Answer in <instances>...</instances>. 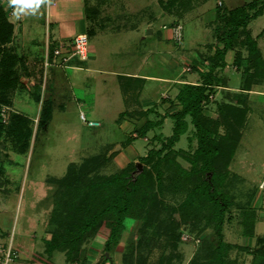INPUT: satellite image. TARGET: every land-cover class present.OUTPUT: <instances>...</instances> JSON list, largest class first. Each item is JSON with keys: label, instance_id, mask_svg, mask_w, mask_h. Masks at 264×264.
<instances>
[{"label": "rangeland", "instance_id": "obj_1", "mask_svg": "<svg viewBox=\"0 0 264 264\" xmlns=\"http://www.w3.org/2000/svg\"><path fill=\"white\" fill-rule=\"evenodd\" d=\"M12 1L11 8L14 5V0ZM57 1L58 8L64 11L62 18H73V9L66 8L72 7L73 4H67L69 0ZM158 1L117 0L118 5L114 6L115 9L110 10L108 6L105 7L104 10H109L103 12V17L117 14L118 10L120 14L128 12L130 13L128 20L139 24L140 29L139 31H99L100 33L96 35L91 31L89 42L96 44L99 54L103 53V50L107 55H113L110 51L121 53L114 54V58L106 62L112 63L114 68L125 69L122 60L128 59L126 55L128 53L135 56L142 53L152 54V58L146 59L143 71L169 76L172 82L149 80L145 85L147 90L140 93L139 100L145 104V107H154L153 104L161 103L164 105L161 107L162 112L166 111L168 106L174 112L179 105L171 106L168 102H162L161 92L166 90L163 93L164 97L168 95L175 98L184 83L201 81V72L207 71L210 65L209 56L218 46L223 45L217 41L215 35L216 5L233 9L253 0L194 2L196 6L187 10L179 19L183 26V40L179 43L173 40L170 27L167 31L162 29L164 23L171 25L174 15L161 12ZM120 7L126 10L121 11ZM30 8L35 11L32 15L34 19L28 18L27 13L24 24L27 27L29 25V29L27 27L26 29L33 38L32 41L27 40L28 54L32 55H24L27 60L26 68L20 61L15 60L18 83L9 91L10 103L8 102L7 105L10 107L7 108L4 102H0V107L6 108L7 116L0 122L4 126H0L2 127V132L0 131V264H219L217 206L205 199H190L196 201L199 211L188 208L189 221H183L181 212L169 208L175 205L177 211L189 202L185 200L188 188H183V182L176 186L177 177L182 176V167L191 169L193 154L197 147L196 138L192 137L194 128L189 118L187 131L180 136L173 148L162 152L164 185L158 195L164 201L165 208L156 216H150L151 212L147 210L149 208L134 209L133 214L126 218L118 239L109 248L106 244L115 215L100 216L99 224L89 230L87 234L89 237L79 245L71 247L72 243L68 241L69 230L76 229L74 227L80 225L82 220L78 219L81 218L80 215L92 216L94 206L88 207L85 211L83 208L78 211L75 209L78 198L71 195L69 189L60 188L61 191L58 193L57 182L72 176L69 166L74 164L73 166L78 168L86 157L109 156L97 171L87 169L86 173L80 174L79 184L74 190L78 189L79 185L88 188L89 183L124 167L134 165L133 174L138 173L144 169L140 157L151 147H161V141L173 132L174 120L171 117L167 118L160 127L149 130L146 136L136 137L134 127L145 120L143 117L139 118L136 113L141 106L136 104V109L133 110L135 101L123 98L126 96L116 75L87 69L77 70L73 62L59 66L61 58L55 60L57 65L45 66L46 38L49 36L47 52L50 62L53 60L51 55L54 45L58 41L53 37L58 36V29L56 26L50 31L46 29L47 9L44 0H37ZM54 9L55 7L52 10ZM9 14H11L10 10ZM151 14L157 15V19L145 26V21L151 20L149 17ZM17 19L21 22L20 16ZM117 19V23H120V18ZM74 27L71 33L76 30ZM248 27L251 32L259 30L258 32L263 34L264 15L254 19ZM148 28H153V32L148 33ZM158 31L170 32L172 39L168 42L162 40V36L157 35ZM254 37L260 38V35L254 34ZM259 42L264 54V39L260 38ZM199 45L198 55L191 57L189 50ZM168 48H171L170 54L181 58L177 62L178 68L169 70L170 73L167 70L171 66L164 67L154 60L156 51L163 52ZM234 51L225 55L226 66L216 70L223 78L222 84L215 87L210 95V103L203 106V112L213 120H217L213 127L217 129L216 137L221 146L232 145L233 140L235 142L238 140L232 147L235 148V153L224 155L225 160L219 157L214 165V171H199V173L194 169L193 171L201 178L207 175L209 178L214 176L219 191H224L230 197L231 203L236 202L231 206V213L225 215L222 226L223 238L226 242L223 248L225 264H264V93L257 91L261 88L264 90V83H256L257 80L247 77L248 75L252 78V73H257L258 77L263 76L264 70L263 67L255 70L254 65L252 66L253 61L249 60L243 49L241 56L243 62L240 63V68L236 65L238 55ZM183 56L187 58L183 60ZM43 60L46 69L43 68ZM78 61L75 59V62ZM85 61L78 63L84 68L100 67V57L95 65L94 61ZM194 63L197 64L195 68L192 66ZM246 66L249 71L247 73ZM183 67L185 68L182 69ZM28 72L32 75H27ZM39 81L42 91L45 86L48 89L47 93H44L46 99L50 97V101L54 102L45 125L39 123L42 99L37 101L33 92L35 84ZM143 99L149 100L143 102ZM126 109L130 115L121 126L122 134L117 121L122 119L120 114ZM82 110L90 119L82 120L79 116ZM225 110L230 111L233 118L230 116L224 121ZM242 111H246L247 114L246 120L240 125V122L236 121ZM14 113L33 120L30 124L32 136L29 139L26 136L24 142L23 137L18 140L15 136L6 133L8 127L16 128L18 118L12 116ZM150 117L156 118L155 115ZM14 118H16L15 123L12 122ZM234 118L236 121H231ZM89 121L96 123L89 124ZM22 122L20 121L19 125H23L25 121ZM13 123L15 127L12 126ZM238 134L241 136L239 137ZM158 135L160 139H156ZM128 137L136 139L127 141ZM24 145V150L17 149ZM223 148L220 147L221 153H224ZM113 153L114 155L111 156ZM192 181L190 180V189ZM94 198L100 199L98 194H95ZM49 246H59V248L56 247L57 249L50 253ZM68 248L75 252L72 254L67 250ZM70 253L74 258L80 256V260L71 258Z\"/></svg>", "mask_w": 264, "mask_h": 264}, {"label": "trees", "instance_id": "obj_2", "mask_svg": "<svg viewBox=\"0 0 264 264\" xmlns=\"http://www.w3.org/2000/svg\"><path fill=\"white\" fill-rule=\"evenodd\" d=\"M1 2L2 0H0V43H3L12 37L13 31L12 25L9 24L7 20L6 11L4 10ZM161 2L164 9L174 12L178 18H181V16H183V14L194 5L193 0H161ZM215 8V35L217 41L223 45L221 47L218 46L215 49V52L209 56L210 65L207 71L201 72L202 80L198 83H184L179 89L176 97L170 101V104L179 105L178 109L168 115L174 120L172 128L173 132L169 137L161 141V147H151L145 155L140 157V160L144 165V169L133 174V170L135 168L134 165L128 166L126 168L124 167L112 174H109L108 176L101 177L100 180H95L89 183V185L87 184L88 188H85L83 185L82 187L79 185L78 189L74 190V187L79 184L80 174L86 173L87 171L85 172V170L87 169L97 171L107 161V158H109L107 155H104V158H101L102 155H95L92 157H86L85 161L79 165L78 168L74 167V164H71L69 168H71L70 172L72 176H68L66 179L57 182L58 193L61 191L59 190L60 188H67L70 190L71 195H74L76 198H78V201L75 204L76 210L79 211L83 208L85 211L88 209V207L91 208L94 206V213L92 216L82 217L80 215L81 218H78L82 219L80 220V225H76L74 227L76 229L69 230L70 235L68 241L72 243L71 247L79 245L84 239L89 237L87 235L89 230L93 229L94 226L99 224V218H101L100 216L115 215V221L113 220V225H111L109 239L106 244L109 248L110 245H113V242L118 239L119 233L124 228L126 218H129L133 214L132 212L134 209L140 208L141 210H144L145 208H149L147 210L151 212L150 216H156L157 213H160L165 208L164 201L161 200L158 195L161 191L160 189L164 185L162 178V152L163 150L173 148L175 143L179 141L180 136L187 131L189 118L194 128V134L192 137L196 138L197 147L195 149V153L193 154L194 159L191 162V169L188 170L187 168L182 167V176H178L176 180V186L180 182H183V188H188L185 200H189V202L178 209L179 211H176V208L174 207L175 205H172L169 208L172 211L181 212L183 214L181 215L183 221H189L190 208L199 211L198 207H196V201H191L190 199H205L208 202L216 205V211L218 213V262L219 264H225L223 248L226 242L223 238L222 226L225 215H229L231 213V206H234L236 202L231 203L230 197L224 191H219V188L217 187L214 180V176L209 178L207 175L201 178L197 176L196 173H199V171H214V165L218 162L219 157L221 160H225L224 155H228L227 153H235V148L232 149V147L237 144L238 140L236 142L233 140L232 145L228 144V146L231 148H228V146L224 145L221 146L219 143L220 141L216 137L217 129H214L213 127L217 120H213L211 117H208L206 114H204L203 106L210 103L211 93L214 92L217 85L222 84L223 78L221 75L217 74L216 70L226 66L225 55L228 50H235L236 55H238L236 59V65L240 66V68L242 64L241 62H243L241 57L243 55V49L246 52V55H248L249 60L253 61L252 66L254 65L255 70H258V67H263L264 70V56L262 55L258 43L252 36L248 27L252 20L258 18L264 13V0H253L233 9H227L226 7H221L219 5H216ZM51 56L53 57V55ZM9 57L11 58L12 56L10 55ZM15 60L20 61L21 65H24L26 68V59L24 55L15 56ZM5 61H8V58L4 57L3 62H1L3 67L0 71V102L7 104L8 102L10 103V98L8 96L9 91L11 88H15L17 86L18 71L17 68L14 70H9L7 67H5L9 63L8 61L6 64ZM248 66L245 67L247 70L246 73L249 72L247 68ZM251 75L253 76L252 78L248 75L247 77L251 80H257L255 81L256 83L262 82L264 80V75L260 76L258 74L260 77L257 76V73H252ZM14 83H16L15 86H10ZM41 89L42 85L41 81H39L37 84H35V90L33 92L35 93L37 101H41L42 99L40 119H38L41 125H45L49 120L48 114L50 108L52 109L54 102L50 101V97L46 99V95L44 96V93H47L48 91L47 87H44V91ZM220 106H218V108ZM221 110L222 109L220 108V111ZM151 111L152 110H141L137 112L139 118L145 116V120L140 125L138 124L134 127L137 135L136 137L146 136L149 130L157 128L163 124L164 115H162V117L159 119L151 118L149 115ZM226 111L228 110H225L224 118L222 117L224 121L227 120V117L232 115L230 111H228L226 114ZM246 114V111H242L237 121L236 118L232 119L231 121H236L237 123L240 122L241 125V122L246 120ZM123 115L127 116L130 115V113L124 111L120 114V116L124 118ZM12 116L18 118L16 128L8 127L9 129L6 133L15 136L18 140L23 137V142L26 136L28 139L31 138L32 133L30 124L33 122V120L29 117L25 118L22 116V114L18 113H14ZM16 118H14L15 120H12V122L15 123ZM231 118L233 117L231 116ZM27 120L28 125H26ZM20 121L25 122L23 125H19ZM10 122L8 123L9 125ZM14 123L12 125L13 127H15ZM0 126L3 125L0 124ZM1 128L2 127H0V131ZM239 135L240 134H238V136ZM192 137H190V139H192ZM157 138L160 139V136L158 135L156 139ZM134 139L136 138L128 137L127 141H132ZM220 147H224V150H222L224 153H221ZM24 148L25 145L17 147V149L21 151L24 150ZM113 155L114 153L111 154V156ZM147 165H149V167H147ZM193 169L197 172L193 171ZM190 180H193L191 189L189 187ZM95 194H98L100 199L97 200V198H94ZM141 200H144V202H141ZM146 201L149 203H146ZM102 203L104 205H101ZM188 208L189 210H187ZM176 236L179 237L177 233ZM260 239H263V237H260ZM49 244H51V242H49ZM65 245L66 241L64 242V247ZM56 247L59 248V246ZM56 247L49 246L48 250L51 253L53 250L57 249ZM67 250L72 252L71 248H68ZM74 252L75 251H73L72 254ZM70 256L71 258H74L72 257L71 253ZM67 257L69 258L68 254ZM75 257L76 258L74 259L80 260V256Z\"/></svg>", "mask_w": 264, "mask_h": 264}, {"label": "crops", "instance_id": "obj_3", "mask_svg": "<svg viewBox=\"0 0 264 264\" xmlns=\"http://www.w3.org/2000/svg\"><path fill=\"white\" fill-rule=\"evenodd\" d=\"M14 1H16V0H14ZM36 1L30 2L27 5L23 6V8H21V11H19L20 13L17 12V13H15V15H11V14H9V10H10L11 3L13 1L12 0H2L1 4H2L4 10L6 11V16H7V20L9 22V24L12 25L13 33H12V37L8 41L0 43V71H1V68L3 67L1 62H3L4 57L8 58V61H9L7 68L9 70H14V69H16L15 56L32 55V54H28V48H27L28 47L27 46L28 41L27 40L32 41L33 38H31L29 36L30 33L26 29L27 25L24 24V20H25L24 17L28 13V18H33L32 15L35 11L33 12L32 8H30V6L32 3L36 2ZM53 1H54V4L51 6V9H49V12H47V10H46L45 23H46L47 27H49V28L46 27V29H49V31L54 26H56V28L58 29V36H56L54 34L56 37L55 36L53 37L56 40H58L56 45H54V48L57 45H59L60 43H64L67 45L68 43H66V42L71 41L75 37V35H77L78 33H81V32H85L88 35V39H89V35H90L89 33L91 31H92V33H95V35H96V34L100 33L99 31H104V32H118L119 30H121V31L122 30H128V31L137 30V31H139V29H140L139 24H136V23L132 22L131 20H128L129 19L128 16L130 15V13L128 14V12H125V14H126L125 15V14L118 13L119 12V10H118L117 14H112V15H109L107 17H105L106 16L105 15L103 17L104 11H108L109 9L111 10V8L115 9L114 6L118 5L117 0H69L67 2V4H70V5L73 4V6L72 7L69 6L66 8L68 10L70 8L73 9L72 10V16L76 17V19H73L74 17L71 19H68L64 16H63L64 18H62L64 11H62L58 8V1L57 0H53ZM197 1H199V0H193V4H194V2H197ZM158 2H159L158 4L160 6L161 12H163L164 14L170 13V14L174 15V19L170 22L171 25L164 23L162 25V29H165L167 31L168 28L170 27L172 35H173V40H175L177 43H179L181 40H183V26L180 23V20H179L180 18H178L174 12H170V11L164 9L162 6L161 0H159ZM107 6L109 9L104 10L105 7H107ZM195 6L196 5H193V8ZM54 7H55V9L52 10ZM124 7H120V10L121 11L126 10ZM45 8H46V6H45ZM59 10L61 11V14H60ZM214 11H216V8H214ZM75 12H76V14H75ZM114 15L117 17L115 18ZM262 15H264V13ZM15 16L17 18L20 16L21 22H18V19ZM156 16L157 15L151 14L149 16L151 18V20H149L147 22L145 21L146 24H144V25L145 26L150 25L155 19H157ZM117 18H120V20H121L120 23H117V21H118ZM177 24H180V26H181L180 31L182 33L179 38H177L175 36L174 30H173V27ZM209 24H210V22H209ZM73 26H75L74 29H76V30L73 33H71ZM27 28L29 29V25ZM166 31H164V32L158 31L157 35L162 36L161 39L166 40L168 42L172 38L170 36V32H166ZM258 31L259 30H257V32L252 31L251 32L252 36L254 37V34H256V36L260 35V38L264 39L263 38L264 32L262 34V33H259ZM147 32L152 33L153 28H148ZM260 38L254 37V39H256V41L258 40V42H257L258 46L262 52V55L264 56L262 48L260 47L261 46V43L259 42ZM65 40H68V41H65ZM45 42H46V50H47V43L49 45V36H47ZM88 46H89V50H88L89 54H88V58L86 59L85 62H93L94 61V65H95L96 61L98 60V57H100V60H101L100 67L90 68V67L86 66V68H84V66L82 67V64L78 63L79 61H82V60L79 59L78 57H74V56L68 61V63L73 62V65L75 68H77V70L87 69V70H93V71H97V72L116 75L118 77L117 80L121 83L122 90L126 96L123 98L125 100L132 99L133 101H135L134 105H133V108H134L133 110L136 109L135 105L139 104L141 106V108H139V111H141V110H143V111L144 110H148V111L152 110L150 112V115H155L157 119H159L160 117H162V115H164L163 122L167 118H170V116H168V115L172 112L171 107L169 109V106H168L166 108L167 110L162 112L161 107L164 106L163 104L158 103L159 104L158 105L156 103V104H153L154 107H150V106L145 107V104L140 102V100H139L140 93L143 90H147L145 85H146V83H148L149 80H165V81L172 82V78L169 76L164 77V76H159V75L154 74V73L151 74V73H147V72L143 71L144 70V63H145L146 59L149 60L150 58H152V56H153L152 54L144 55V53H142V55L135 56V55H130L131 53H128V54H126L128 59L124 58V60H122V66H125V69H121L120 67L114 68L115 66L112 63L111 64L106 63V62H109L108 60L110 58H114V54L120 55L121 54L120 52L110 51V53H112L113 55H107L106 51L103 50L102 51L103 53L99 54L98 49H97L98 47L96 46V44L95 45L90 44L89 40H88ZM199 47H200V45L195 46L194 48H191L189 50L190 51L189 55H191V57L193 55H198L197 50ZM65 49L69 50V48L67 46L65 47ZM65 49H63V51ZM170 50H171V48L165 49L163 52L162 51H156V52L153 51V53L155 52V59L154 60L157 64L162 65L164 67L167 65L171 66L167 70L168 73H170V71H173L176 68H178L177 62L180 61V59H181L176 55L170 54ZM195 50H196V52H195ZM232 51H234V50H228V53H226V55L232 54L231 53ZM62 53L64 54V52H62ZM10 55L12 56L11 58L9 57ZM133 56H135V57H133ZM28 58H30V57H28ZM58 58H60V57H57V59ZM186 58H187V56L185 58L183 56L182 59L185 60ZM75 59H77L79 61L75 62ZM39 62H41V60ZM26 63H27V60H26ZM180 65H181V63H180ZM63 66H65V65H63ZM192 66L195 68L197 66V64L194 63ZM43 68H45L44 60H43ZM184 68L185 67H183L182 69H184ZM31 70L32 69H30V71ZM31 73H32V71H31ZM31 73L28 72V75H32ZM262 83H264V80L262 81ZM165 91L166 90L161 92V94L163 96L161 101L170 103V101L172 99H174V97L171 98L168 95L164 97L163 93ZM257 91L264 93V90H262V88L260 90H257ZM167 93H168V91H167ZM148 100L149 99H143V102L148 101ZM170 105L172 106V104H170ZM1 106H3V105H1ZM4 106H7V108L10 107L7 104H4ZM126 111L129 112L127 109H126ZM81 112L84 113L86 118H88L83 110ZM79 116H80V112H79ZM127 116H124L125 118H122L121 120L117 121L118 127L120 128V131L122 134H123V129L121 126L128 120V119H126ZM143 118L145 119V116H143ZM88 119H90V118H88Z\"/></svg>", "mask_w": 264, "mask_h": 264}, {"label": "built area", "instance_id": "obj_4", "mask_svg": "<svg viewBox=\"0 0 264 264\" xmlns=\"http://www.w3.org/2000/svg\"><path fill=\"white\" fill-rule=\"evenodd\" d=\"M32 1H35V0H16V1H14L13 7L12 8L10 7V13L12 14V13L19 12V10L21 8H23V6L27 5L28 3L32 2ZM44 2H45L47 12H49V9L54 4V1L53 0H44ZM180 28H181L180 24H177L173 27L174 34L177 38H179L182 34L180 31ZM88 40H89L88 35L85 32H81V33H78L77 35H75V37L67 45L64 43H60L59 45H57L54 48L53 60H50V62L48 61L49 56H48V52L46 50L47 61H46L45 66L48 64H51V65L56 64L57 65V63H56L57 61H55L57 59V57L61 58L60 63H58L59 66H62V65L66 66L68 61L73 56L78 57L81 60H86L88 58V54H89ZM66 46L69 48V50L65 49ZM63 49H65V50L63 51ZM62 52H64V54ZM5 109H6L5 107H2V109H1V119L2 120H5L7 117L5 114ZM80 116H81L83 121L86 120V117L83 113H81ZM94 123H96V122L89 121V124H94ZM7 255H8V253H7Z\"/></svg>", "mask_w": 264, "mask_h": 264}, {"label": "water", "instance_id": "obj_5", "mask_svg": "<svg viewBox=\"0 0 264 264\" xmlns=\"http://www.w3.org/2000/svg\"><path fill=\"white\" fill-rule=\"evenodd\" d=\"M116 148H114V150H115Z\"/></svg>", "mask_w": 264, "mask_h": 264}]
</instances>
